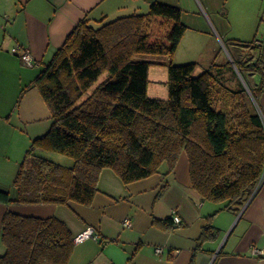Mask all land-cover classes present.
<instances>
[{
	"label": "trees",
	"instance_id": "trees-1",
	"mask_svg": "<svg viewBox=\"0 0 264 264\" xmlns=\"http://www.w3.org/2000/svg\"><path fill=\"white\" fill-rule=\"evenodd\" d=\"M187 30L182 9L159 1L146 13L98 25L81 20L33 82L53 121L25 154L14 179L18 198L0 190V201L89 206L105 168L128 184L161 172L164 164L165 174L172 173L186 153L192 187L204 199L240 210L264 175V123L251 110L247 89L227 85L221 65L198 73L196 62H171L169 98H151V63L136 59L173 57ZM234 60L240 73H261L260 87L249 86L258 100L264 61ZM39 149L69 156L73 164L37 155ZM171 220H165L169 227ZM217 232L209 221L201 240ZM1 238L6 252L0 264H69L75 248L71 229L56 216L7 211Z\"/></svg>",
	"mask_w": 264,
	"mask_h": 264
},
{
	"label": "crops",
	"instance_id": "crops-1",
	"mask_svg": "<svg viewBox=\"0 0 264 264\" xmlns=\"http://www.w3.org/2000/svg\"><path fill=\"white\" fill-rule=\"evenodd\" d=\"M155 1L181 8L188 26L174 56L164 61H207L198 73L221 65L220 76L232 88L247 82L234 58L264 61V0H0V190L18 198L14 179L25 153L51 127L52 111L33 82L67 36L83 19L98 25L102 19L146 13ZM26 48L37 63L33 67L21 59ZM245 74L247 86L258 89L259 70ZM255 100L251 110L264 115V84ZM187 162L182 161L183 169L179 162L168 175L162 167L128 184L105 168L89 206L0 201V256L6 252L3 218L12 211L56 216L74 237L94 226L99 237L75 243L69 264H264V252H253L264 251V178L241 209L233 211L225 208V201L204 199L192 187ZM127 218L129 226L124 224ZM209 221L218 232L201 240Z\"/></svg>",
	"mask_w": 264,
	"mask_h": 264
},
{
	"label": "rangeland",
	"instance_id": "rangeland-1",
	"mask_svg": "<svg viewBox=\"0 0 264 264\" xmlns=\"http://www.w3.org/2000/svg\"><path fill=\"white\" fill-rule=\"evenodd\" d=\"M166 58H168V56L159 55V54H139L136 56V59L138 60H147L151 63L150 70H149V86H148V95L151 98H159V99L169 98V86H168L169 65L172 61H169V60L164 61V59ZM187 60H191V59H184L183 61H176L175 63L185 64L189 62H196V61H187ZM206 63L207 61H200V64L197 66V69H196L197 72H199L201 70V66ZM244 72L246 71L244 70ZM238 74L239 76L241 75L242 78L244 77L245 81L249 82V79L246 74H243L240 72ZM246 83H244V86L247 89V94H248L247 101L250 104V106H252L251 101L254 100L255 98L253 97V95H251L250 89L248 87L249 85L247 86ZM36 154L43 156L45 158H48L50 160H53L55 162L61 163L63 165L71 166L73 164V159L71 157L58 153V152H52V151L39 149L36 151ZM184 159L186 160V162L188 161V157L186 153H183V155H181V157L179 158V161H178V163L180 162L179 169H183L182 161ZM162 167L163 169H166L167 164H164Z\"/></svg>",
	"mask_w": 264,
	"mask_h": 264
},
{
	"label": "built area",
	"instance_id": "built-area-1",
	"mask_svg": "<svg viewBox=\"0 0 264 264\" xmlns=\"http://www.w3.org/2000/svg\"><path fill=\"white\" fill-rule=\"evenodd\" d=\"M21 59L23 61V63L29 67H33L35 66L37 63L35 61V58L33 57L31 51L29 49H24L22 54H21ZM261 114V117L263 119V123H264V115L262 113ZM264 178V175L261 179V182ZM260 182V183H261ZM175 222L176 223H179L180 222V217L179 216H175ZM124 224L126 226H129L131 224V220L129 218L125 219V222ZM99 237V234L96 230V228L94 226H88L86 227L83 231H81L80 233H78L75 237H74V242L75 243H81L89 238H94V239H97ZM158 251H162L161 248H158ZM253 252L255 254H263V250L262 249H257V248H254Z\"/></svg>",
	"mask_w": 264,
	"mask_h": 264
}]
</instances>
